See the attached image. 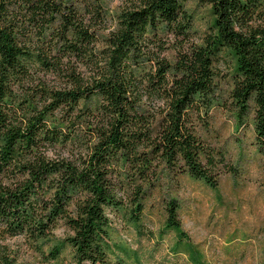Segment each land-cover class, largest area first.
<instances>
[{
	"label": "trees",
	"instance_id": "1",
	"mask_svg": "<svg viewBox=\"0 0 264 264\" xmlns=\"http://www.w3.org/2000/svg\"><path fill=\"white\" fill-rule=\"evenodd\" d=\"M108 2L0 0V239L38 243L67 224L70 264H125L113 215L141 222L162 177L217 186L224 157L202 134L217 68L264 158V0H134L116 14ZM195 2L214 17L199 43ZM165 207L180 228L179 203Z\"/></svg>",
	"mask_w": 264,
	"mask_h": 264
},
{
	"label": "rangeland",
	"instance_id": "2",
	"mask_svg": "<svg viewBox=\"0 0 264 264\" xmlns=\"http://www.w3.org/2000/svg\"><path fill=\"white\" fill-rule=\"evenodd\" d=\"M108 11L116 14L134 0H108ZM193 19L194 41L212 31L213 13L200 3L188 5ZM167 58L175 57L174 35ZM202 36V37H200ZM223 70L219 98L208 113L207 138L224 159L220 162L217 186L183 175L164 176L151 191L141 222L113 215L111 250L125 264H264V158L257 149L253 115L237 116L226 107L221 92L228 83V67ZM54 158L67 156L50 152ZM180 205L182 226L167 224L166 203ZM71 235L61 224L49 240L31 242L22 235L0 239V264L8 258L13 264H70L71 248L65 242ZM59 245L61 255L50 259V250Z\"/></svg>",
	"mask_w": 264,
	"mask_h": 264
}]
</instances>
